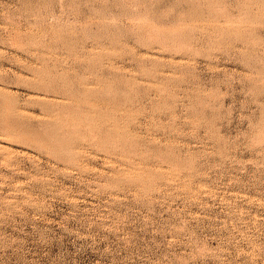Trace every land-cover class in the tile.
<instances>
[{
  "label": "rangeland",
  "instance_id": "1",
  "mask_svg": "<svg viewBox=\"0 0 264 264\" xmlns=\"http://www.w3.org/2000/svg\"><path fill=\"white\" fill-rule=\"evenodd\" d=\"M0 264H264V0H0Z\"/></svg>",
  "mask_w": 264,
  "mask_h": 264
}]
</instances>
